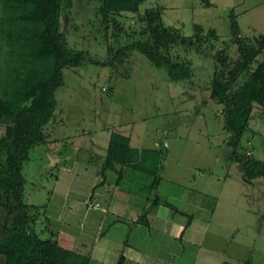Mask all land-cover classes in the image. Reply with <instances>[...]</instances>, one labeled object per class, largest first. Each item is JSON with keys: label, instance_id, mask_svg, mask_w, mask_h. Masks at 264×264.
<instances>
[{"label": "rangeland", "instance_id": "374dc122", "mask_svg": "<svg viewBox=\"0 0 264 264\" xmlns=\"http://www.w3.org/2000/svg\"><path fill=\"white\" fill-rule=\"evenodd\" d=\"M211 1L212 6L207 7L200 0H145L140 10L161 7L165 23L179 27L184 35L193 33L194 23H201L205 29L215 28L220 35L215 44L217 49L231 43L229 13L232 9L238 15L243 34H264V0ZM96 5V0H74L68 17H62L61 27L68 45L89 50L90 56L99 63L88 60L77 68L64 69L65 83L56 91V122L64 113L68 124L66 130L74 133L86 129L98 136L123 123L121 125L131 127L134 133L142 136V143L150 145L158 138L169 151L163 161L161 204L164 200L172 202L182 212L178 218L183 220L191 216L204 217L208 222L205 242L215 243L212 245L214 252L206 253V247L192 249L193 252L206 253L210 264L220 263L217 252L222 249L237 257L233 264H243L246 259H250L251 264H264V176L246 179L238 161L229 158V132L223 128L222 104L210 98L212 57L195 51L185 53L182 47L174 48V53L191 58L195 72L192 81L171 80L163 68L156 67L137 50L123 63H117L112 60L115 51L132 39L142 37L134 34L142 28V23L134 13L119 16L122 29L118 28L116 37L108 40L102 34ZM1 17L0 10V94L6 97L16 94L19 87ZM206 49L213 54L209 47ZM230 50L235 53V46L231 45ZM107 87L113 89L107 90ZM262 110L258 105L255 117L243 135L242 147L248 150L250 141L252 155L264 161ZM4 130L1 126L0 135ZM78 146L76 142L72 145L70 140L64 139L45 152V145H39L32 149L24 166L25 199L37 204L40 210L35 225L37 231L43 237L52 231H61L72 244L93 241L97 230L95 223L106 228L113 219L112 215L106 216L102 211L106 205L105 199L99 197L101 188L93 193L92 177L96 170L93 167L88 170L64 168V157L70 162L71 157L76 156ZM86 155L87 150L80 152V157ZM66 166L72 165L67 163ZM116 178L117 175L109 171L107 190L115 187ZM140 185V181L125 180L120 188L137 193ZM157 194L154 191L155 197ZM136 198L134 196L132 200ZM95 202L100 206L92 207ZM111 231L114 232L111 238L119 239L121 232L114 228ZM152 234L158 236L156 240L161 239L158 231ZM217 236H226L232 242L227 245L223 241L217 243ZM128 240L132 245L136 243L134 236ZM239 244L247 248L236 246ZM189 250L178 253L181 264L183 259V264L188 263L186 259L190 257L186 253L191 252ZM160 251L167 256L165 251ZM155 252L149 249L148 255L157 256ZM192 264H200L199 259Z\"/></svg>", "mask_w": 264, "mask_h": 264}, {"label": "trees", "instance_id": "16d2710c", "mask_svg": "<svg viewBox=\"0 0 264 264\" xmlns=\"http://www.w3.org/2000/svg\"><path fill=\"white\" fill-rule=\"evenodd\" d=\"M96 1L102 34L108 40L116 37L121 28L119 16L134 13L142 23V28L133 32L142 37L115 51L112 60L117 63H123L137 50L156 67L163 68L171 80L192 81L195 72L191 58L174 53V48L212 57L210 98L222 104L221 120L229 132V158L238 161L246 179L264 176V161L242 147L243 135L255 117L257 106L264 112V34H243L238 15L232 9L231 43L217 49L215 44L220 35L215 28L205 29L201 23H194L193 33L184 35L179 27L165 23L161 7L141 12L145 0ZM200 1L207 7L213 4L211 0ZM73 4L74 0H0L1 21L19 87L14 95L0 94V127L5 129L0 135V264H90L92 259L89 253L62 245L54 231L41 236L35 227L39 206L27 202L24 193V166L32 149L49 140L48 127L58 109L56 91L65 83L64 69L77 68L88 60L99 63L89 50L68 45L61 27L62 17H68ZM231 45L235 46V53L230 50ZM166 155L167 148L163 145L133 147L130 136L113 130L100 171L105 176L107 170H116L120 180L124 168L130 166L150 175L152 187L157 189ZM164 203L178 210L173 203L165 200ZM134 223L150 226L147 213H142ZM124 260L122 252L118 264Z\"/></svg>", "mask_w": 264, "mask_h": 264}, {"label": "crops", "instance_id": "0c3cea01", "mask_svg": "<svg viewBox=\"0 0 264 264\" xmlns=\"http://www.w3.org/2000/svg\"><path fill=\"white\" fill-rule=\"evenodd\" d=\"M62 113L63 112L61 111V114ZM56 114L57 112L55 115ZM65 117L66 115L63 113L59 118L58 123L56 120H54L49 125L48 132L50 133V137L48 142L43 144L45 145L44 151L47 152L48 150L53 149V146L59 144L64 139L70 140L72 145L76 142L79 145L78 148H76L77 154L75 157H71L72 160H70V162L69 159L67 160L64 157L63 161L66 162L64 163V168L68 170L72 168L88 170L89 168L93 167L96 170L95 176L92 177V184L94 185L93 193L97 188H101L100 195H98L99 197L101 196L105 199L104 204L106 205V207L102 208V211L106 213V216L112 215L113 219L109 227H104L105 229L103 228L102 224L100 225L99 222L95 223L96 225L94 228L97 230L95 232L93 241L91 242L82 240L81 243L77 242L72 244L71 239L66 238L67 236H64L61 231H58L55 234L58 237L59 242L70 249L89 253L92 258L90 264H118L119 256L122 252L125 255L123 264H181L178 258V253H185L187 248H189V251H191L186 253V255H189L190 257L189 259H186L188 262L187 264H189L190 260H192L190 263L192 264L198 259L200 264H210V260L207 259L206 253L215 251V249L212 247V245H215V243H211L210 240L205 242V239H207L206 234L208 230L207 220L204 219V217L200 219L198 217L191 216L188 219L184 218V220H186L184 221L182 218H178L180 217L179 215H181L179 213H182L179 211V208L177 211H174L165 203H157L159 201L162 202V193L160 192V187L163 181L164 167L161 172L162 180L157 189L152 187V177L150 175L130 166L124 168L123 176L120 180H118V172L116 170H107L105 176L101 174L100 170L102 167L103 158L106 154L109 139L113 130L123 132L130 136L131 145L133 147L159 148L162 145L166 147V144L159 141L158 138H154L150 145H147L144 142L142 143V136L139 133H134L131 127L121 125L123 123H120L121 127L111 129L110 131L104 134L101 133L98 136L87 132L86 129L74 133L72 130H66V128H68V124L65 120ZM130 123L127 125L130 126ZM78 135L83 137V139H81ZM76 137L80 138L81 140L75 141L74 138ZM248 144L250 146L248 147V150L254 155L251 142L248 141ZM83 150H87V157H80V152ZM168 152L169 151L167 149V155ZM47 158L50 160V157ZM67 163H70L72 166L67 167ZM109 171H113L117 175L115 187H113L112 190L111 188L109 190L105 188ZM103 179L104 181L102 182ZM125 180L131 182L133 180L136 182L140 181L142 183L140 187H137L138 194L133 192V190H129L128 188H120L121 183ZM154 191L158 193L157 195L159 196L157 201H155L156 197L154 196ZM134 196L137 198L132 200V197ZM95 203H98V206H100L99 202ZM88 207L90 206L88 205ZM92 207H94L93 204ZM144 212L147 213L150 226H146L142 223H134V221H136L138 217ZM113 228L115 231L119 230L121 232L119 239L111 238L110 235H114V232L111 231ZM153 231H158L160 233L159 237L161 239L156 240L158 236L153 235ZM136 235L138 236L135 239ZM133 236L136 242L134 245L129 243L128 240ZM211 239L214 241V236H211ZM217 240V243L223 241V243L226 245L227 243L232 242V240L228 239L226 236H217ZM241 245L243 244L236 246L241 247L242 249L247 248V246ZM205 247V254L199 250L194 253L192 250ZM149 249L156 250L155 253L157 256L152 257L148 255ZM160 250L165 251L168 257L165 256ZM217 254L221 258L219 264H223L224 262L232 263L237 258L235 257L234 253L232 254L230 252L227 254L226 250L224 251V249L218 251ZM208 256L210 258L209 254ZM183 262L184 259L182 260V264ZM247 262H249L248 264H251L250 259H246L243 264H247Z\"/></svg>", "mask_w": 264, "mask_h": 264}, {"label": "built area", "instance_id": "2783aa9c", "mask_svg": "<svg viewBox=\"0 0 264 264\" xmlns=\"http://www.w3.org/2000/svg\"><path fill=\"white\" fill-rule=\"evenodd\" d=\"M93 206H94V207L98 206V203H94Z\"/></svg>", "mask_w": 264, "mask_h": 264}, {"label": "water", "instance_id": "95a60500", "mask_svg": "<svg viewBox=\"0 0 264 264\" xmlns=\"http://www.w3.org/2000/svg\"><path fill=\"white\" fill-rule=\"evenodd\" d=\"M158 197H159V196L157 195L155 201H157Z\"/></svg>", "mask_w": 264, "mask_h": 264}]
</instances>
